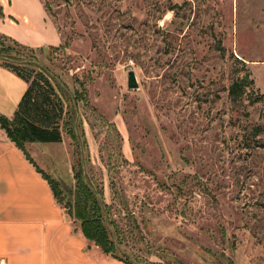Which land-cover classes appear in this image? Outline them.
Listing matches in <instances>:
<instances>
[{"label": "rangeland", "instance_id": "rangeland-1", "mask_svg": "<svg viewBox=\"0 0 264 264\" xmlns=\"http://www.w3.org/2000/svg\"><path fill=\"white\" fill-rule=\"evenodd\" d=\"M41 1L60 43L0 48L63 96L62 141L28 148L74 230L81 161L134 264H264V0Z\"/></svg>", "mask_w": 264, "mask_h": 264}, {"label": "crops", "instance_id": "crops-1", "mask_svg": "<svg viewBox=\"0 0 264 264\" xmlns=\"http://www.w3.org/2000/svg\"><path fill=\"white\" fill-rule=\"evenodd\" d=\"M0 37L30 50L61 41L41 0H0ZM27 88L24 79L0 62V114L12 117ZM34 143L26 149L45 172L28 148ZM0 264H126L88 247L49 182L1 126Z\"/></svg>", "mask_w": 264, "mask_h": 264}, {"label": "trees", "instance_id": "trees-1", "mask_svg": "<svg viewBox=\"0 0 264 264\" xmlns=\"http://www.w3.org/2000/svg\"><path fill=\"white\" fill-rule=\"evenodd\" d=\"M13 48L1 46L0 62L28 83L18 108L12 117L0 114V126L8 137L49 182L56 199L62 190L57 181L46 174L31 158L26 144L32 142H61V126L67 114L65 102L48 70L37 59L13 54ZM76 186L69 191L73 213L80 221L81 235L95 243L105 255L126 264H134L122 247V229L108 205L91 184L79 161L74 168Z\"/></svg>", "mask_w": 264, "mask_h": 264}, {"label": "water", "instance_id": "water-1", "mask_svg": "<svg viewBox=\"0 0 264 264\" xmlns=\"http://www.w3.org/2000/svg\"><path fill=\"white\" fill-rule=\"evenodd\" d=\"M127 84H128V87L131 89L138 88L139 86L137 76L133 70L129 72Z\"/></svg>", "mask_w": 264, "mask_h": 264}]
</instances>
